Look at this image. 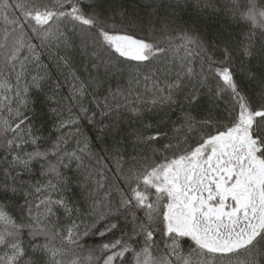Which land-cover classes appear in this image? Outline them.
<instances>
[{
  "label": "snow or ice",
  "instance_id": "snow-or-ice-1",
  "mask_svg": "<svg viewBox=\"0 0 264 264\" xmlns=\"http://www.w3.org/2000/svg\"><path fill=\"white\" fill-rule=\"evenodd\" d=\"M190 2L209 17L230 14L234 22H246L248 30L235 37L229 33L210 39L198 27L187 28L183 24L172 27L175 21H164L158 36L152 25L153 35L144 37L123 26L117 28L110 24L109 17L105 16V0H31V5L24 11L31 27L27 23L22 25L20 32L4 36V43L0 44L3 63L15 74V87L12 88L9 87L12 77L5 78L0 73V90L13 93V99L0 111V120L7 124L2 133L6 152L13 147L19 148L18 141L22 142L17 133L26 121L21 118L20 107L27 109L28 98L32 95L27 77L31 76L30 84L37 89L36 98L31 100L35 111L42 100L41 81L49 77V63L45 58L58 68L68 69L74 79L80 80L73 64L76 55L87 58L84 71L89 75L87 86L81 81L75 93L82 97L87 87L98 91L107 83L102 97L106 111L100 113L101 117L109 116L114 110L109 102L111 97L116 101V109L122 106V100L135 103L130 111L137 115L143 114L141 106L150 109L158 103L181 104L184 123L206 121L210 127L215 109L223 104L227 124L239 122L242 117L250 119L252 128L258 130L252 133L253 138L264 141V68L253 66L257 57H264V0L259 3L258 0ZM156 12V7L149 9L150 15ZM125 14L126 10L119 11L121 18ZM131 27L137 29L140 26L133 21ZM168 31L180 35L176 39H165ZM121 39L138 47V59L119 50L116 41ZM161 60L168 65L162 84L154 75L144 74L143 81L139 79L141 65L148 66ZM125 66L130 73L128 87L117 82L113 90L112 77L124 72ZM22 79L26 83L21 91ZM4 99H8L6 94ZM48 99L55 102L54 97ZM205 104L207 114L194 115ZM51 111L55 113L57 109ZM80 111L87 112V109L81 107ZM13 112L15 119H12ZM89 122H93V117H89ZM105 127L108 125H103L101 131ZM145 127L152 125L148 123ZM175 130L180 131V128ZM28 135L31 136V129ZM159 135L157 132L148 140H159ZM37 142L38 138L31 139L33 145ZM88 147L85 142L79 152L85 153ZM26 155L28 159L24 160L11 153V160H19V165L0 169V264H264V207L253 206L251 212H245L243 220L233 219L230 225L198 235L166 231L162 223H156L150 203H144L150 198L140 194L136 183L139 177L132 167L125 170L117 161L119 186L113 187L98 169L88 171L84 156L72 151L65 153L67 162L61 158L60 164L68 168L73 161L79 162L76 167L83 175L80 186L85 199L90 201L86 214L89 220L85 222L79 208L74 209L66 197L30 198L33 193L55 188L61 181L66 185L69 177L64 176L57 165H51L47 170L41 165V175L51 177L47 184L26 182L22 177L25 171H30L32 161L46 159L40 152ZM53 179L57 185L52 183ZM61 210L67 223L60 219ZM74 212L76 219H73ZM121 217L132 224L130 231L121 227ZM165 234L166 239L162 240ZM94 237L99 240L93 246L82 245V241Z\"/></svg>",
  "mask_w": 264,
  "mask_h": 264
},
{
  "label": "trees",
  "instance_id": "trees-1",
  "mask_svg": "<svg viewBox=\"0 0 264 264\" xmlns=\"http://www.w3.org/2000/svg\"><path fill=\"white\" fill-rule=\"evenodd\" d=\"M259 2L261 0H258ZM30 5L31 0H0V44L4 43V36L20 32L22 25L27 23L28 27H31V22L27 21L24 16V11ZM152 7L157 8L155 15L149 13V9ZM121 9L126 10L123 18L119 15ZM104 11L105 16L109 17L110 24H115L117 28L123 26L135 35L144 37L153 35L152 25L155 26V35L158 36L164 21H175L172 27L181 24L187 28L198 27L210 39L227 36L229 33L235 37L240 32L248 30L246 22H234L230 14L220 13L209 17L206 13L199 12L190 0H181L179 3L177 0H105ZM133 21L140 27L132 28ZM179 35L180 33L174 34L168 31L164 38L176 39ZM257 46L259 47V45ZM2 57L3 51L0 50V73L5 78L12 77L9 87L14 88L15 74L9 71L3 63ZM86 59L80 55L74 57L73 64L80 77V80H76L70 75L68 69L58 68L54 62H49L45 58L49 63V77L41 81L42 100L36 106L35 111L32 110L31 100L36 98L37 89L30 84L31 76L27 77L32 95L28 98V108L20 107L21 118L26 123L17 133V137H22V142L18 141L20 142L19 148L13 147L6 152V140L2 133L7 124L4 120H0V169L19 165V160H11V153L18 154L20 159L24 160L28 159L26 155L28 153L40 152L44 154L46 159H34L30 171H25L22 179L33 185L38 183L45 185L51 177L41 175V165L45 170L51 165H57L63 175L69 177V180L66 185L62 181L57 185V181L53 179L52 183L57 185L55 188L49 187L42 193H33V197L30 198H44L45 195L52 199L66 197L74 209L79 208L81 218L88 222L89 218L86 214L89 211L90 201L85 199L84 190L80 186L83 175L81 170L76 167L79 162L73 161L70 167L63 168L60 160L63 158V161L67 162L65 153L76 151L77 155L84 156L85 168L88 171L98 169L107 177L108 183L113 187L119 186L117 181L120 178V171L116 168V163L119 160L125 170L132 167L135 175L139 177L136 183L140 194L150 198V201L146 199L144 203H150L154 209L153 216L156 223H162L166 231L176 232L169 230L167 225L172 198L170 188L174 185L170 180V175L176 169L189 166L199 159H207L214 150L212 141L219 136L230 134L237 125L247 122L252 139H254L252 133L258 130L252 128L250 119L243 117L239 122L227 124L226 109L223 104L215 109L214 122L210 127L206 121L194 120L191 125L184 123L181 104L158 103L150 109L148 106H141L143 114L137 115L130 111V108L136 106L135 103L130 104L122 100V106L116 109V101L111 97L109 102L112 103L114 110L110 112L109 116L101 117L100 113L106 111L102 97L105 94L107 83L104 88L98 91L87 87L86 93L82 97L75 93V89L81 86V81L87 86L89 73L84 71ZM253 66L257 69L264 68V57H257ZM167 69L168 65L163 60L148 66L141 65L139 79L143 81L144 74L154 75V78L162 84L167 76ZM236 70L239 71L238 65ZM131 75L135 77L136 74L132 73ZM129 76L128 66H125L124 72L117 73L112 77L113 90H115L117 82L127 88ZM25 83L26 81L23 79L20 81L21 91ZM57 83L59 88H57ZM5 94L8 97L7 100L4 99ZM48 97H54L55 102ZM12 99V92H8L6 89L0 90V111L4 110ZM205 101H207V96H205ZM81 107L86 108L87 112H81ZM52 108L57 109V112H52ZM207 112L208 108L205 104L196 110L194 115L202 117ZM89 117H93V122H89ZM12 119H15V112L12 114ZM71 121H77V123H70ZM148 123H151V128L145 127ZM62 124L65 126L62 127ZM103 125H108V127L101 131ZM176 128H180V131H176ZM29 129H31V136L28 135ZM157 132L160 134L159 140H148V137L155 136ZM11 135L9 132V136ZM17 137H13V139L16 140ZM33 137L38 138L36 145L31 143ZM60 137H63V140ZM254 141L257 147L256 156L264 166V141L260 139H254ZM85 142L89 147L82 154L79 152V148L83 147ZM13 174L15 173L13 172ZM0 178H2V174H0ZM260 197L264 200V180L260 184ZM147 210L145 209V211ZM59 214L61 221L67 223L62 210ZM73 219H76L75 212ZM128 219L131 220L130 217ZM120 223L123 229L131 230L132 224L126 223L123 217H121ZM176 233L181 234L180 232ZM161 239H166V234ZM98 240L99 237H94L82 241V245L91 247Z\"/></svg>",
  "mask_w": 264,
  "mask_h": 264
},
{
  "label": "rangeland",
  "instance_id": "rangeland-1",
  "mask_svg": "<svg viewBox=\"0 0 264 264\" xmlns=\"http://www.w3.org/2000/svg\"><path fill=\"white\" fill-rule=\"evenodd\" d=\"M116 44L124 55L139 58L136 45L122 39ZM248 129L247 122L237 125L230 134L212 141L214 150L207 159L170 175L174 185L170 188L169 230L198 235L230 225L233 219L243 220L253 206L264 207L260 197L264 166Z\"/></svg>",
  "mask_w": 264,
  "mask_h": 264
}]
</instances>
